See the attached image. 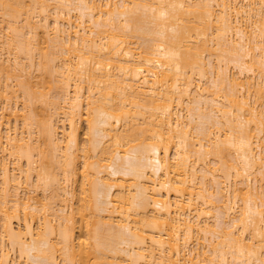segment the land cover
<instances>
[{"label":"bare ground","instance_id":"obj_1","mask_svg":"<svg viewBox=\"0 0 264 264\" xmlns=\"http://www.w3.org/2000/svg\"><path fill=\"white\" fill-rule=\"evenodd\" d=\"M0 101V264H264V0H0Z\"/></svg>","mask_w":264,"mask_h":264},{"label":"rangeland","instance_id":"obj_2","mask_svg":"<svg viewBox=\"0 0 264 264\" xmlns=\"http://www.w3.org/2000/svg\"><path fill=\"white\" fill-rule=\"evenodd\" d=\"M232 73H236V70H234V69H232ZM38 75H39V72H35V76H37L38 77ZM33 81H41L40 80V78H36V79H33ZM38 87V86H37ZM24 99L23 98H20V100H19V106H20V110H22L23 109V103H24ZM7 102H3V101H0V108L1 109H3V108H6L7 106ZM12 126H14V125H12ZM7 128V126H5L4 127V130ZM22 128V127H21ZM21 128H19V129H21ZM86 132V125L85 124H83L82 125V129H81V135H84V133ZM83 137V136H82ZM81 137V140L83 139ZM80 183H81V180L79 179L78 180V182H75V183H73V188H75V194H76V196L73 198V200H71V204H73V206L74 207H78L77 205H78V201H79V198H80ZM23 187H24V189L23 190H20V192H21V195L23 194V196L25 195V192H27V190L26 189H29V190H31L30 191V194L31 195H34V196H38V198L39 199H42V200H44L42 197H43V190H37V191H35L34 192V190H35V186H33V185H31V186H28V185H26V183L24 182V184H23ZM50 193V192H49ZM48 194V193H47ZM49 195V194H48ZM70 198V197H69ZM7 246V249L6 250H8L9 249V247H8V244L6 245ZM9 251V250H8ZM13 253V252H12ZM11 259H13V260H15V261H17L18 263L19 262H21L20 261V257H19V254H18V252H14L13 254H11Z\"/></svg>","mask_w":264,"mask_h":264}]
</instances>
